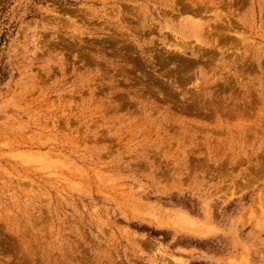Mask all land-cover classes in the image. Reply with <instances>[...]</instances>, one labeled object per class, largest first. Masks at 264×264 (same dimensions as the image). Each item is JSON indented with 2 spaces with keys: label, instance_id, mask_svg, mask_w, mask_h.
Segmentation results:
<instances>
[{
  "label": "rangeland",
  "instance_id": "1",
  "mask_svg": "<svg viewBox=\"0 0 264 264\" xmlns=\"http://www.w3.org/2000/svg\"><path fill=\"white\" fill-rule=\"evenodd\" d=\"M0 264H264V0H0Z\"/></svg>",
  "mask_w": 264,
  "mask_h": 264
},
{
  "label": "bare ground",
  "instance_id": "2",
  "mask_svg": "<svg viewBox=\"0 0 264 264\" xmlns=\"http://www.w3.org/2000/svg\"><path fill=\"white\" fill-rule=\"evenodd\" d=\"M185 5H186V4H185ZM183 6H184V5H183ZM205 6H206V5H205ZM202 7H203V6H202ZM183 8H184V7H183ZM189 9H190V8H189ZM202 9H203V8H202ZM186 10H188V9L185 8L184 11H186ZM196 10H197V9H196ZM199 10H201V9L199 8ZM203 10H204V9H203ZM203 10H202V11H203ZM206 10H207V9H205V11H206ZM194 12L196 13V11H194ZM198 13H199V12H198ZM200 13H201V12H200ZM211 34H212V33H211Z\"/></svg>",
  "mask_w": 264,
  "mask_h": 264
}]
</instances>
